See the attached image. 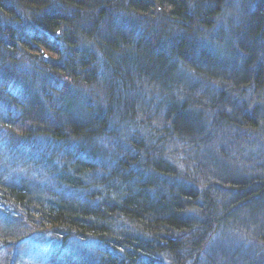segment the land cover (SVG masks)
Instances as JSON below:
<instances>
[{"label": "trees", "instance_id": "trees-1", "mask_svg": "<svg viewBox=\"0 0 264 264\" xmlns=\"http://www.w3.org/2000/svg\"><path fill=\"white\" fill-rule=\"evenodd\" d=\"M227 1L0 0V264H264V0L223 64Z\"/></svg>", "mask_w": 264, "mask_h": 264}, {"label": "rangeland", "instance_id": "rangeland-1", "mask_svg": "<svg viewBox=\"0 0 264 264\" xmlns=\"http://www.w3.org/2000/svg\"><path fill=\"white\" fill-rule=\"evenodd\" d=\"M240 1H242V0H230V2L227 1L226 2V6L228 5V7H229L228 10H225L222 14H220L217 17V20H216L217 21L216 22L217 27L223 26V28H224L223 29V34H226V35H221V34L219 35V38H218L219 41L218 42H220V43L216 47V49H217V52L219 54H221V60L223 59L224 61L230 62V63H231V60L233 59V51H237L239 49L238 46H241V45L246 46V45H248L246 43V41H244V39H243L242 36H240V38H239V40L237 42V37L235 36L236 34L232 35L230 32L227 31V30H229V28H231L234 25H236L235 22L237 20H236V17H232L231 16L232 15V11L231 10L233 8H235L237 5H239ZM242 30H245L246 31V29H242ZM259 51H261V52L258 54V57H257L258 60H260L261 58H263V55H264V40H262V42L259 44ZM223 60H222V63L223 64H229V63H225ZM253 67H255L254 64H253ZM253 67H250L249 70H248L249 71V75H250L249 76L250 79H251V76H253V73H255V72H252L251 71L253 69ZM242 68H243V64L238 63L237 69H242ZM189 73H190V71H189ZM193 79H195V78L193 77ZM250 82L252 83V80ZM254 84H255L254 85V91L252 92L251 89H249V91L246 92V94H245L246 96L243 97L242 100L244 102H247L246 104H247L248 110L251 111V112H252V109L254 108V106L259 107L258 112H257L259 114L258 117H263L264 111H262L260 109H264V80L263 81H260V82L259 81L258 82H255ZM13 94L15 96L19 97V95L17 94L15 88H13ZM12 109H15V108L12 107ZM15 112H18V110H16ZM249 115H253V117L255 118V116H254L253 113L252 114H249ZM249 121H255L256 123L258 122V120H255V119L254 120H249ZM2 130L3 129H1V131ZM175 148H176V146L173 145V147L170 148V151H175ZM177 151H178V149H177ZM245 152L246 151H244V153L242 154L243 155V158L249 155L247 153L245 154ZM180 163L183 164V162H180ZM179 165H181V164H179ZM184 165L187 166L186 167L187 169L186 168L185 169L186 170H189L188 169V165L187 164H184ZM176 166H177V164H176ZM232 167H233L232 164L225 163V165L222 167V170L224 172H230V170L232 169ZM177 168L179 169V166H177ZM184 172H185V170L182 171V173H184ZM182 173L180 175H178L179 177L177 176V178H180L181 179L183 177V175H184ZM197 173L202 178L207 177V174L205 172L202 173L200 170L193 172V174L189 173L190 174L189 176H191V182L192 183L195 180L199 179V176H198ZM253 174H255V173H253ZM205 179L206 178H204V180ZM199 187L201 188L202 186H199ZM224 188H225V186H224ZM196 201L199 202V203H201L200 202L201 200L200 201L199 200H196Z\"/></svg>", "mask_w": 264, "mask_h": 264}, {"label": "bare ground", "instance_id": "bare-ground-1", "mask_svg": "<svg viewBox=\"0 0 264 264\" xmlns=\"http://www.w3.org/2000/svg\"><path fill=\"white\" fill-rule=\"evenodd\" d=\"M253 25H254V24H251V25L246 29V31H242V32H241V34H244V35H242L244 41H246V43H247L249 46H251L252 41H250L251 37L248 36V35H249V33H250V31H251L250 29H251V27H252Z\"/></svg>", "mask_w": 264, "mask_h": 264}]
</instances>
